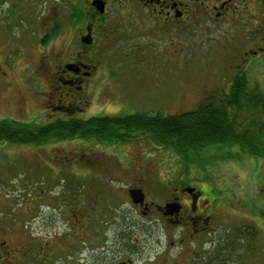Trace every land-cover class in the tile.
<instances>
[{
  "label": "rangeland",
  "instance_id": "374dc122",
  "mask_svg": "<svg viewBox=\"0 0 264 264\" xmlns=\"http://www.w3.org/2000/svg\"><path fill=\"white\" fill-rule=\"evenodd\" d=\"M70 1L0 2V63L5 68L0 74L4 76L0 81V119L39 124L63 117L64 112L54 107L61 97L56 81L66 74L63 64L80 58L82 52L77 38L79 30L69 18ZM56 21L62 23L60 32L47 37ZM182 34L166 38L141 36L122 45L119 37L101 30L98 59L106 69L103 81L110 82L115 92L104 95L98 89L96 98L84 110L76 111L77 116L135 111L181 113L196 108L211 93L226 92L232 73L237 74L241 68L226 63L232 49L223 45L239 48L246 34L236 31L229 36L233 37L230 42L220 29L214 33L197 30ZM217 53L224 56L213 57ZM158 55L169 62L163 66L134 64L127 74L122 64L112 62ZM246 74L264 93V66L251 64ZM118 75L122 83L118 82ZM127 85L129 90L124 88ZM205 151L200 155L201 161L196 159L186 165L183 157L172 152L164 141L145 137L128 141L74 138L40 145L0 143V221H13L11 228L15 225L28 232L26 237L11 234V244L25 239L30 244L50 247L54 231L60 226L58 236L63 235L66 227L74 233V228L61 222L67 214L77 219V208L85 202L92 209L105 205L103 214L98 215V232L107 245L121 239V232L126 229L132 238H147L151 236L150 228L128 223L142 217L133 207L128 189L141 186L149 198L161 201L187 173L198 182V208L212 210V222L229 221L227 226L233 220L239 232L260 235L258 227L253 232L240 222H264L263 215L258 214L264 211V156L250 155L238 145ZM216 212L219 214L215 215ZM215 225L213 222L211 227ZM211 227L207 235H198L201 251L208 255L214 236ZM219 229L226 230L224 225ZM83 245L81 249H68L62 258H55L49 251L46 263L45 259L42 261L86 264L94 242Z\"/></svg>",
  "mask_w": 264,
  "mask_h": 264
},
{
  "label": "flooded vegetation",
  "instance_id": "af4514ba",
  "mask_svg": "<svg viewBox=\"0 0 264 264\" xmlns=\"http://www.w3.org/2000/svg\"><path fill=\"white\" fill-rule=\"evenodd\" d=\"M2 1L4 0H0ZM97 1L104 2L103 12L94 0L70 1L72 8L78 10L72 18L79 30L77 38L82 52L80 58L63 64L62 70L66 74L58 77L56 81V89L61 97L54 107L66 114L84 110L96 98L98 89L104 95L115 92L110 82L103 81L106 69L98 59V50L101 47L98 34L101 30L119 37L122 45H127L129 40L141 36L166 38L197 30L214 33L219 29L227 35L226 40L230 42L233 37L229 36H233L236 31L243 34L247 31L244 43L239 48L235 49L231 44L223 45L232 49L230 56L225 55L229 56L226 63L241 68L240 72H246L251 64L259 63L264 66V0ZM73 13L71 11L70 16ZM170 41L175 40L169 39ZM163 50L164 48L159 51ZM208 52L209 50L206 51ZM223 56L224 54L217 53L213 57ZM112 62L119 66L122 64L127 74L134 64L163 66L169 59L158 55L143 57L138 61L122 58ZM3 64L0 63V74L5 69ZM235 75L232 73V80ZM3 77L0 75V81ZM118 82H123L122 77H119ZM231 85L229 84L230 87ZM230 87L226 92H230ZM124 88L129 90L128 85ZM186 174H182L179 183L176 182V186L161 201L149 198L144 188L138 186L143 189L145 198L143 204L132 201L133 207L142 216L135 224L150 228L151 236L147 238H132L129 235L125 244H119L117 239L107 245L98 232V224L101 223L98 215L102 213V206L105 205L92 209L84 202L77 208V219L74 220L73 215L67 214L61 222L63 225H70L72 230L74 228V233L69 232L66 227V230H62L63 235L58 236L60 226L54 231L50 247L30 244L25 239L16 245L11 244L8 239L11 234L26 237L28 232L15 225L11 228L13 221H0V264H44L42 260L45 259L46 263L49 251L55 258H62L68 249L80 248L83 242H94V246L89 249L86 264H264V222L258 219L240 222L253 232L258 227L260 235L254 236L239 232L238 224L234 226L233 220L225 226L229 221L218 219L213 221L216 225L211 227L213 211L198 208L201 197L198 193V182ZM69 210L70 208L66 212ZM218 214L216 212L215 215ZM258 214L264 217V211ZM221 225L226 228L223 232L219 229ZM210 227L214 236L211 238L208 255L201 251L198 235H207ZM78 239L82 241L78 242ZM53 264H57V261Z\"/></svg>",
  "mask_w": 264,
  "mask_h": 264
},
{
  "label": "trees",
  "instance_id": "16d2710c",
  "mask_svg": "<svg viewBox=\"0 0 264 264\" xmlns=\"http://www.w3.org/2000/svg\"><path fill=\"white\" fill-rule=\"evenodd\" d=\"M70 6L74 13L69 18L73 22L78 10ZM61 25L56 21L46 36L57 35ZM204 99L196 108L181 113L135 111L81 118L78 113L64 112L63 117L39 124L2 118L0 143L40 145L74 138L128 141L145 137L164 141L172 152L183 157L186 165L196 159L201 161L200 155L206 149L229 145H238L250 155L264 156V93L250 82L246 72L234 76L229 93H211ZM131 222L135 225L136 220L128 223ZM121 235L117 242L127 243L130 230H122Z\"/></svg>",
  "mask_w": 264,
  "mask_h": 264
},
{
  "label": "water",
  "instance_id": "95a60500",
  "mask_svg": "<svg viewBox=\"0 0 264 264\" xmlns=\"http://www.w3.org/2000/svg\"><path fill=\"white\" fill-rule=\"evenodd\" d=\"M100 9V11H104V2H98L97 0H94ZM129 195L131 196V199L134 203H142L144 202L145 193L141 187H132L129 189ZM172 206V205H171ZM174 206V205H173ZM171 208L170 206H168ZM177 208V207H176Z\"/></svg>",
  "mask_w": 264,
  "mask_h": 264
}]
</instances>
